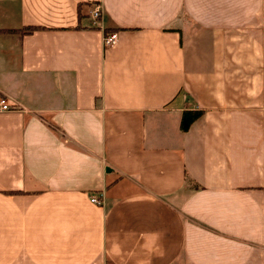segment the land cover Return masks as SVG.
<instances>
[{"label":"crops","instance_id":"1","mask_svg":"<svg viewBox=\"0 0 264 264\" xmlns=\"http://www.w3.org/2000/svg\"><path fill=\"white\" fill-rule=\"evenodd\" d=\"M0 96V264H264V0H0Z\"/></svg>","mask_w":264,"mask_h":264},{"label":"trees","instance_id":"2","mask_svg":"<svg viewBox=\"0 0 264 264\" xmlns=\"http://www.w3.org/2000/svg\"><path fill=\"white\" fill-rule=\"evenodd\" d=\"M42 26L39 25H25L17 28L16 31L19 33H28L36 29H40ZM107 31V30H105ZM201 114L200 109H183L180 114L179 127L181 130H185L189 124Z\"/></svg>","mask_w":264,"mask_h":264},{"label":"built area","instance_id":"3","mask_svg":"<svg viewBox=\"0 0 264 264\" xmlns=\"http://www.w3.org/2000/svg\"><path fill=\"white\" fill-rule=\"evenodd\" d=\"M100 12V5L94 4L89 11L90 17L92 20H96L99 16ZM116 39V32L110 31L103 35L102 40L104 44H111ZM10 103H8L4 97L0 96V111L9 110L11 109ZM90 200L95 203H100V199L97 197H91Z\"/></svg>","mask_w":264,"mask_h":264}]
</instances>
